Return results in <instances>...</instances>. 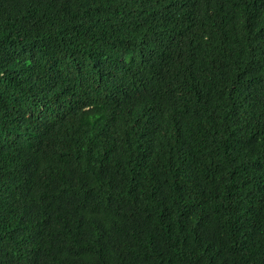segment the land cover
I'll return each mask as SVG.
<instances>
[{
  "label": "trees",
  "instance_id": "1",
  "mask_svg": "<svg viewBox=\"0 0 264 264\" xmlns=\"http://www.w3.org/2000/svg\"><path fill=\"white\" fill-rule=\"evenodd\" d=\"M0 264H264V0H0Z\"/></svg>",
  "mask_w": 264,
  "mask_h": 264
}]
</instances>
